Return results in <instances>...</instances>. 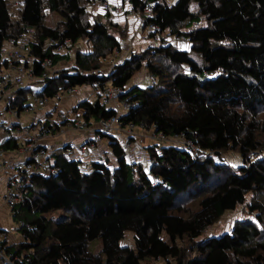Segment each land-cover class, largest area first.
I'll return each mask as SVG.
<instances>
[{"label":"trees","instance_id":"1","mask_svg":"<svg viewBox=\"0 0 264 264\" xmlns=\"http://www.w3.org/2000/svg\"><path fill=\"white\" fill-rule=\"evenodd\" d=\"M16 1L17 7L0 0V47L33 29L30 68L35 76L49 73L41 65L46 58L50 69L68 61V51L55 52L58 45L91 43L90 52L74 53L72 66L43 79L37 98L65 94L69 87L111 85L120 101L132 105L119 116L122 127L153 129L165 138L182 135L196 148L152 144L146 152L153 162L136 164L115 135L98 132L116 164L91 161L88 172L81 160L54 151L50 165L55 172L31 174L14 210V220L29 225L21 228L20 246L32 251L31 264H153L156 258H172L175 264H264V206L259 202L248 204L256 212L253 218L202 237L248 193L264 191V0H175L171 5L129 0L137 12L151 5L143 21L144 28L154 26L151 37L167 32L188 46L161 42L114 63L106 75L101 68L121 50L120 38L110 30L114 23L87 18V5L103 0ZM46 12L56 13L58 20L46 23ZM156 55L160 61L152 60ZM142 67L155 82L148 88L127 87ZM18 93L23 96L24 87ZM26 99L13 107L25 108ZM76 108L87 125L116 113L99 98L80 101ZM17 147L15 139L0 144L3 150ZM229 151L239 155L240 165L223 161ZM127 233L133 244L121 245ZM97 238L101 246L92 252L89 243ZM184 241L189 245L182 246Z\"/></svg>","mask_w":264,"mask_h":264},{"label":"built area","instance_id":"2","mask_svg":"<svg viewBox=\"0 0 264 264\" xmlns=\"http://www.w3.org/2000/svg\"><path fill=\"white\" fill-rule=\"evenodd\" d=\"M100 2L105 10H112L116 14L124 13L122 7H113L108 0ZM149 9H146L147 11H145L148 12V14L151 13V8L149 7ZM127 12L131 15L132 10L127 9ZM146 28L150 31L154 30L153 25H148ZM33 34L34 30L29 29L18 38L6 39L4 44L0 47V104L4 109H8L14 117H17V111L13 107L17 89L25 87L28 83L38 80V78L43 80L54 72L50 69V60L46 58L42 61L41 65L50 70L49 73L42 76H35L33 74L30 68L34 61V57L31 53ZM66 45H68L67 42L58 45L55 52L60 53L66 48ZM117 54L118 52H114L111 57L107 59L110 67L118 62ZM149 82L151 85L155 82V79L149 77ZM76 92L77 87H69L66 89L65 94L71 95ZM118 93L119 90L111 85H107L101 90L102 103L107 107L113 108L116 113L107 119H100L91 125H87L81 117L75 119L63 111L56 112L50 123L45 121H34L27 127H21L18 118L12 123L0 122V129L14 131V134L19 140V145L14 151L17 152V155L24 156L19 162L15 161L6 164V161L4 160L5 151L0 149V163L6 165L7 169V182L5 187L0 191V201L2 204L6 205L8 212L12 217L11 226L7 229H0V264H31V250L25 254L10 253L6 250V243L10 240V235L14 233L20 235L22 241L23 233L21 228L29 227V225L22 220H14L13 216L15 215V211L13 205L16 201H21L23 198V192L30 184V175L36 172L46 175L55 172V169L51 167L50 162L48 161L52 154L46 146L41 145V137L43 138L47 134H50L52 127L57 128L60 134L66 129H77L81 132L92 130L93 134L87 139V142L90 143H93L94 140L97 139V136L95 135L97 132L116 136L119 135L123 130L119 122V116L127 112L132 105L125 101H120L118 99ZM60 96L61 94H56L49 99L38 98L36 104L38 106H43L49 100L58 102ZM32 108L33 107L30 105L25 109L31 110ZM127 127L131 130L133 128V126ZM154 135L164 141L167 140L166 142L171 144L185 145L191 152L196 151L195 146L189 141H186L182 135H174L172 138H165L161 134L154 133ZM65 153L70 158L74 156L69 148L65 149ZM44 157L45 160H43ZM152 162L153 160L151 158L147 161L148 164H151ZM10 243L12 244L13 242ZM168 262L171 264L170 259L168 261L167 259L156 258L153 264H169Z\"/></svg>","mask_w":264,"mask_h":264},{"label":"rangeland","instance_id":"3","mask_svg":"<svg viewBox=\"0 0 264 264\" xmlns=\"http://www.w3.org/2000/svg\"><path fill=\"white\" fill-rule=\"evenodd\" d=\"M164 1L166 2L167 5H171V4H173L175 2V0H164ZM11 2H12V5H14L16 7L18 6V3H17L16 0H11ZM108 2L111 4L110 0H108ZM121 2L124 3V6H122V3H121V6L123 8L122 10L124 11V13H122V14L125 15L124 18L126 20L128 19L130 22H133V25H134V28H135V32H137L136 26L138 27V26L142 25L143 19L147 15H149L148 12H145V11H147L146 9H149V7L151 8V5L149 4L143 12H138V13L131 12V15H129V13L127 12V9H125V7L126 8L131 7L129 0H121ZM91 5H92L91 7H88V5H87V10H88L87 18H88V20H90V21L99 20V21L103 22L102 21L103 19L101 17H99L100 15H98V13H96L97 11H100V10L102 11V9H103V6H102L101 2L100 1L99 2H94ZM191 10H193V11L197 10V6L194 3H192V5H191ZM118 15H121V14H117V16ZM57 20H58V15L56 13H54V12H50V13L46 12V18H45V22L46 23L54 24L55 21H57ZM106 23H107V21H106ZM116 24L117 23H115V26H116ZM122 24H123V26H120L119 23H118L117 24L118 29L112 30V28H111L110 30H111L112 33H114V34L116 33V35H118V37L120 38V42H121V48L124 51L128 50L126 52V54L129 57L132 54L139 53V51H141V50L144 51L146 48H148V46L149 47L158 46L161 42H163V43H173L179 49H186L187 46H188L187 42L182 40V38L181 39H177L176 36H169L167 34V32H163L162 34L157 36V38L156 37L153 38V37H151V35H149L153 31H150L147 28H145L144 31L141 30V28H140L139 32L134 33L135 34V38L133 39V37H131V35L129 33L130 27H129L128 23L126 22V23H122ZM200 24H204V22H201L199 24H194L193 27H196V26H198ZM128 33H129V35H128ZM141 38H144L147 42L145 44V47L141 46V48H139L140 44H139L138 40L141 39ZM83 41H85V40H80L76 44L71 45V46L68 47L72 51V52L70 51V60L71 61L70 62L68 61V63L70 65H71V63L73 61L74 53H76V51H78V50H81V51L83 50V47L81 46ZM83 51L86 52V50H83ZM195 58H197V57L195 56ZM152 60L153 61H160L161 59H160L159 56L156 55V56H153ZM164 61L166 62L167 60H164ZM103 64H105L107 66L109 65L108 62L107 63H103ZM59 68H61V66H59V65L54 66L51 69V71H56ZM182 71L184 72V68H182ZM144 74H146V71L144 70V68H141V70H139L137 73H135V75L131 78L132 79L131 82L134 79H138L139 77H143ZM148 77H149V75L146 74L144 82L140 85V87L148 88V87L151 86ZM44 84H45V81H43L42 79H39V78H38V80H35V81H32V82L28 83L24 87L23 96L20 93L16 94V98L17 99L15 100V105L17 104L19 99L22 100V99H24L25 96H27L28 99L37 97V94H39V92L42 90V88L44 87ZM1 108H2V110L0 111V119L1 118H5V116H6L5 120H3V119H1V120L6 122V123L12 122L14 117L13 118L9 117L10 115H9V113H7V111H5L4 107L1 106ZM24 113H26V112L22 111L19 114V119H20L21 122H23L22 120L24 119ZM74 117L77 118V117H80V116L77 114ZM21 127H25V126L21 125ZM134 128L135 129L137 128V129L135 130ZM122 129L123 130L121 131V133L119 135H123L124 139H119V140L121 141V144L125 148V151H126V154H127V159L130 162H132V163H136V164L143 163V164H146V165L148 164L147 161H148V159H150V157L148 155H146L145 158H143V159L141 158L139 160V159H137V156H136L135 153L139 152V151H142L143 149H145L148 146H150V145H148L149 143L154 142V144H158V145L168 144L166 142L167 140L164 141L161 138H159L158 136H155L154 135V131H152V129H144V128L138 127V126L133 127L132 130L130 128H128V127H122ZM68 131H72V130H68ZM12 132H14V131H12ZM64 133L65 132H63L62 134H64ZM55 135H56V132H55ZM55 135H51V133H50V134H47L46 136L54 137ZM57 135H61V134L58 132ZM134 137H136V139H133V140L137 141V143H141L142 142L145 145H137L136 147L132 146V151L134 153H132V154L130 153L129 154L130 147H131L130 141ZM82 141L85 142L84 140H82ZM82 141H81V139H78L77 143L71 146L75 150V152L77 154H78V151H76V150L78 148L80 149V145L83 143ZM105 146H106V144H105ZM60 151H61V149H60ZM222 159L229 166L232 165V166L236 167V166H238V165H240L242 163L241 158L234 151L226 152L223 155ZM103 160H107L109 165H111V166H114L116 164V159L114 158V156L112 154L109 155V157H106V155H105V159H103ZM82 169L84 171L88 172L90 170V163L82 162ZM253 202H259V203H261L264 206V191L263 192H259V193H254V194L248 193L246 195V199H245L243 204L238 205L232 211H227L226 213H224L216 223H214L213 225L209 226L204 231L202 237H206V236H210V235H219L222 232L228 231L234 225V223L237 220L246 219V218L247 219L253 218L254 215L256 214V212L250 211V209L248 207V204L253 203ZM19 203H20V201H16L14 203V205H13L14 210H16L18 208ZM7 210H8V208L6 207V205L2 204L0 211H4L5 212ZM8 220L9 219H7V221ZM17 220H18V217H16L15 221H17ZM10 223H11V221H10ZM7 225H9V222H7ZM12 238H13V240H11V241L9 240L10 242H13L12 244L9 241H7V243H6V250L8 252L16 253V254H25V253L29 252V251L27 252V250L21 248V246H20V242H21L20 235H17L16 233H14V234H12ZM120 244L121 245H132L133 244L132 234L131 233H127L122 238V240L120 241ZM180 244L182 246H188L189 242L184 241V242H181ZM100 246H101V241H100L99 238L94 239L93 241H91L89 243V248H90V250L92 252H98ZM170 262H171V264H175V261L172 258H170Z\"/></svg>","mask_w":264,"mask_h":264},{"label":"crops","instance_id":"4","mask_svg":"<svg viewBox=\"0 0 264 264\" xmlns=\"http://www.w3.org/2000/svg\"><path fill=\"white\" fill-rule=\"evenodd\" d=\"M111 4L113 7H122L124 6V3L121 2V0H110ZM114 4H113V3ZM118 3V4H117ZM122 3V6H121ZM92 4V3H91ZM88 4V7H91L92 5ZM125 9H131L132 12L138 13L137 11H134L131 7L126 8ZM96 13H98V15H100L99 17H101L103 20V22L105 21H109L112 23H119L120 26H123L122 23H128L129 27H130V35L131 37H133V39L135 38V34L141 30L144 31V27H143V23L141 26H136V30L137 32H135V28L133 25V22H130L128 19L126 20L124 17L125 15L121 14L118 15L116 13H114L112 10H105L104 8L102 9V11H97ZM127 14V13H126ZM114 27V29H118V26ZM120 28V27H119ZM128 33V35H129ZM116 35V33H115ZM122 35V34H121ZM140 46L139 48H141V46L145 47L146 44V40L144 38H141L138 40ZM67 46H71L69 43ZM81 46L83 47V50H86V52H90L91 51V43L87 42L86 40L82 42ZM149 47V46H148ZM67 48V47H66ZM62 50L61 52H69V56H70V48ZM82 50V51H83ZM128 51V50H127ZM127 51L121 50L118 52L117 54V59L118 62L122 61L123 59L128 58L129 56L126 54ZM142 51V50H141ZM139 51V52H141ZM60 52V53H61ZM72 52V51H71ZM72 54V53H71ZM131 56V55H130ZM111 56H109L107 59H109ZM107 59L104 61V63H107ZM68 61L70 62V57L68 59ZM67 62L64 61H60L59 63L55 64V66L59 65L61 66V68L63 67H67V66H72L73 61L71 63V65ZM144 70L146 71V74L148 75L147 69L145 67ZM60 69V68H59ZM111 69V67L108 65L103 64L102 68H101V73L102 74H107L109 72V70ZM141 70V69H140ZM146 74H144L143 77H139L138 79H134L132 82L130 80V82L128 83L127 87H131V86H139L144 82L145 76ZM149 78V77H148ZM143 88V87H142ZM102 102V94H101V90L95 88L94 86L91 85H84V86H80L77 87V92L75 94H62L60 96V100L58 102L54 101V100H49L47 101L43 106H38L37 103V97L34 98H29L26 99L24 101V103L26 104L25 108L27 106H32L33 108L31 110H26L25 108L21 109V110H17V117H14L12 115V113H10V111L8 109H5V111H7V113H9V117H14L12 122H15L18 118L19 122L21 125L27 127L29 126L32 122L34 121H45L47 123H50L52 121V118L54 117L55 113L58 111H63L68 113L69 115H71L72 118H75L74 116H76L77 114L80 116L81 111L78 110L76 107L78 105V103L80 101L86 100V101H94L96 99H98ZM1 105V104H0ZM2 106V105H1ZM0 106V111L2 110ZM25 111L26 113H24V119L22 120L23 122L20 121L19 119V114ZM79 118V117H77ZM3 120L6 119L5 118H1ZM0 119V122L2 121ZM4 122V121H2ZM9 122V123H12ZM24 123V124H23ZM51 129H54V127H52ZM135 129V128H134ZM137 129V128H136ZM135 129V130H136ZM13 130H4V129H0V144L6 142L7 140H13L15 139L17 144L19 145V140L17 139L16 135L14 134V132H12ZM134 131V130H133ZM153 131V129H152ZM64 134L61 135H57L58 131H56V135L55 133H51V135H55L54 137H41L40 139V143L41 145L46 146V148L49 150V152L51 154H53L54 151L58 150H62V152L65 153V149L69 148L71 149L72 154H74V156L72 158H76L78 160H81L82 162H88L90 163L91 161H99V160H103L105 159V155L106 157H109V155H111L110 152V148L107 144V141L105 140V138L101 137L99 135V133L97 132L95 135L97 136V139L94 140L93 143L87 142L88 138L93 134L92 130L91 131H79L77 129L72 130V131H68V129H66L64 131ZM67 132V133H66ZM37 133V132H35ZM116 136V135H115ZM118 139H124L123 135H117L116 136ZM78 139L84 140L85 142H83L80 145V149L78 148L76 151H78V154L75 152V150L71 147L72 145L76 144ZM136 139V137L132 138V140L130 141V152L134 153L132 151V146L136 147L137 145H145L142 142L141 143H137V141L133 140ZM150 142V141H149ZM106 144V146H105ZM154 144V142L149 143L148 145ZM16 149V148H15ZM15 149H6L5 151V163H11V162H19V160H21L22 158H24V156L22 155H17V152H15ZM66 154V153H65ZM137 156V159H143L146 157L147 152H146V148L143 149L142 151L136 152L135 153ZM52 156V155H51ZM86 156V157H85ZM133 157V156H132ZM43 160H45V157L43 158ZM49 162L52 161V158L50 157V159L48 160ZM7 180V169H6V165H3L2 163H0V191L5 187L6 185V181ZM1 206H2V202L0 201V210H1ZM7 219H9L7 221ZM11 221V223H10ZM7 222H9V225H7ZM12 224V217L10 216L8 210L7 211H0V229H7L11 226ZM14 238V237H13ZM12 235H10V240H13Z\"/></svg>","mask_w":264,"mask_h":264}]
</instances>
